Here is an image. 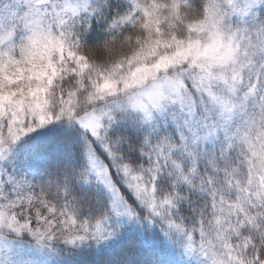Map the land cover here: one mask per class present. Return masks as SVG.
Returning a JSON list of instances; mask_svg holds the SVG:
<instances>
[{
    "label": "snow or ice",
    "instance_id": "obj_1",
    "mask_svg": "<svg viewBox=\"0 0 264 264\" xmlns=\"http://www.w3.org/2000/svg\"><path fill=\"white\" fill-rule=\"evenodd\" d=\"M0 264H264V0H0Z\"/></svg>",
    "mask_w": 264,
    "mask_h": 264
}]
</instances>
